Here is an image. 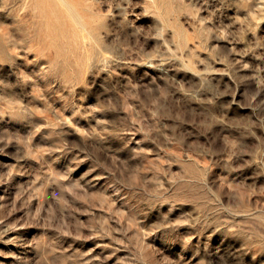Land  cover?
Wrapping results in <instances>:
<instances>
[{"label":"rangeland","instance_id":"rangeland-1","mask_svg":"<svg viewBox=\"0 0 264 264\" xmlns=\"http://www.w3.org/2000/svg\"><path fill=\"white\" fill-rule=\"evenodd\" d=\"M0 264H264V0H0Z\"/></svg>","mask_w":264,"mask_h":264},{"label":"bare ground","instance_id":"bare-ground-1","mask_svg":"<svg viewBox=\"0 0 264 264\" xmlns=\"http://www.w3.org/2000/svg\"><path fill=\"white\" fill-rule=\"evenodd\" d=\"M25 6V5H24Z\"/></svg>","mask_w":264,"mask_h":264}]
</instances>
